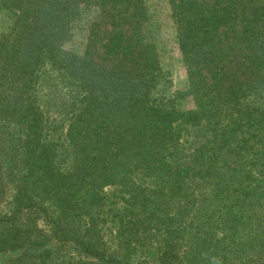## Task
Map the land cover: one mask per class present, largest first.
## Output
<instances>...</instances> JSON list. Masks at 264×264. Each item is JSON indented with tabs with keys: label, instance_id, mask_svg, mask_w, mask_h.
<instances>
[{
	"label": "trees",
	"instance_id": "16d2710c",
	"mask_svg": "<svg viewBox=\"0 0 264 264\" xmlns=\"http://www.w3.org/2000/svg\"><path fill=\"white\" fill-rule=\"evenodd\" d=\"M6 4L0 264H264V0Z\"/></svg>",
	"mask_w": 264,
	"mask_h": 264
},
{
	"label": "rangeland",
	"instance_id": "374dc122",
	"mask_svg": "<svg viewBox=\"0 0 264 264\" xmlns=\"http://www.w3.org/2000/svg\"><path fill=\"white\" fill-rule=\"evenodd\" d=\"M7 0H0V31L5 32L11 26L12 12L11 7L6 4ZM148 7L151 15H153L156 22L155 35L160 46V52L163 56V63L171 74L174 82L172 91L182 87L183 84V69L181 62V54L178 48L176 39V25L172 16L169 0H147ZM77 29L75 31L74 39L68 43L67 48L75 50L76 52L83 53L86 41L87 31L85 29ZM46 103L53 107L54 103H58L53 99V95H49ZM187 107L192 108L193 103L188 101ZM8 206H2L1 210L8 211Z\"/></svg>",
	"mask_w": 264,
	"mask_h": 264
}]
</instances>
